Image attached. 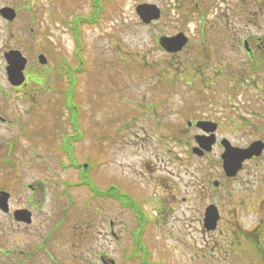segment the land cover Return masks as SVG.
<instances>
[{
  "label": "rangeland",
  "instance_id": "obj_1",
  "mask_svg": "<svg viewBox=\"0 0 264 264\" xmlns=\"http://www.w3.org/2000/svg\"><path fill=\"white\" fill-rule=\"evenodd\" d=\"M93 1L22 0V27L26 29L22 52L32 62L34 60L36 62L35 55L39 53L45 54L48 58L47 64L51 66V75L49 73L50 79L44 82L45 85L50 82L55 91L62 90L66 86L62 69L67 67L65 64L68 60L71 65L79 69V72L75 73V91L79 96L86 95L85 80L99 76L106 82L104 87V84L99 85L98 80L95 79L97 87L91 88L93 94L90 92L91 97L97 96L106 102L104 103L105 121L101 119L99 101L94 98L95 103H92L87 119L82 122L90 125L93 135L89 137L88 144L75 143V153L80 160L94 163L89 171L94 183H99L98 185L103 187L112 185L120 187V191L129 199L126 203L132 202L136 206H133V213L130 209L118 208L109 196L106 201H102L108 209L107 218H111L116 224L115 230L120 236V241L116 242L110 236L108 223L99 229L96 228L92 233L90 264H103L95 253L98 250L107 251L113 257L114 264H264V258L261 256L264 255V233H262L263 240L259 244H252L244 239L233 246L230 239L235 230L232 222L246 228L255 221L256 216L253 211L256 206L252 205L248 212L238 210L235 209L237 206L232 204L230 198L231 193L242 190L243 186L253 187L252 179L247 182L246 177L249 176L243 173V179L233 181L217 190L212 184V179H205L202 189L199 187L195 190L191 189V185L194 186V177L180 166L188 161L198 166L201 161L185 157L187 160L184 164L173 165L162 160L160 153L153 152L151 146L153 137L146 139L147 135L158 132L150 129L155 121L151 116L143 117L140 107L136 103L129 102V98L135 97L140 102H145L147 100L144 96L148 99L153 97L154 91L150 88L157 77L154 75L157 71L161 72L167 64L166 61L170 60V56L157 44V36L173 35L178 31L185 32L189 37L186 61L182 64L175 62V65L179 64L184 69L185 66H201L193 62L196 46L201 41L202 35L208 32L210 43H206L205 47L210 49L211 37L214 36L210 34V27L217 22L221 26H227L225 22L229 17L225 16L226 0H219L218 3L212 0V6L207 5L210 0H104L103 4L102 1L100 4L104 11L98 23L89 25L87 21L96 18L101 10L94 7ZM233 1L236 5L245 6L235 13V29L239 30L241 27L243 33L252 36L264 33V0H243L244 2L228 0L231 3ZM141 2H153L163 8L162 17L153 25L147 26L140 22L135 8ZM214 5H219L223 11L211 10ZM242 11L254 12L259 18L253 19L254 16L248 15V19L247 15L241 13ZM219 13L222 18L217 19L216 15ZM77 16L81 17L82 48L76 56L74 36L70 31V23L67 22L73 21ZM223 54H226L227 60L233 66L232 73L242 74L247 81L243 84L244 78L234 79L235 91H244L243 95H239L236 101L234 100V104L239 101L242 107L244 102V107L262 111L264 103L260 102L259 98V103L256 102L255 90L259 89L257 84L261 86V82L264 87V71L250 73L247 54L240 48L234 51L231 48L221 50L219 55ZM184 57L185 53L182 54L181 59ZM83 58L86 73L82 72ZM214 66L206 67L209 75ZM251 76L259 81L256 83ZM177 88L183 90L181 94L186 92V88L180 83ZM187 94L186 97H194L189 92ZM51 96L45 93L40 97ZM154 97L161 98L159 95ZM185 106L183 96L171 97L172 110ZM31 107L32 105L28 103L27 121L24 124L26 134L24 155L32 156L35 153L42 156L52 155L47 162L36 158V166L38 169H45L47 165H53L61 179L68 174V171L60 168L59 162L62 159L60 151L53 146L48 148V145L55 141V134H51L55 114L52 116L53 111L43 105H35L32 107L33 110H30ZM45 117L48 118L45 120ZM44 122L48 125L46 126L48 131H44L46 139L40 144L36 140ZM127 122L131 123V126L125 128L124 124ZM102 128L107 129L106 141L100 139V130L102 132L104 130ZM160 133L171 136V148L176 154L180 156L187 154L186 146H181L178 142V131L160 130ZM256 134L257 131L236 130L232 138L237 142H245V139H251ZM38 169L34 168V174L28 175L27 182L42 175L41 172H36ZM74 176L75 172L71 178ZM156 177L163 178V186L158 184ZM205 185L208 192L204 193ZM79 191L84 192L82 188ZM74 195L75 191L72 193V196ZM183 196L187 197L186 205L178 209L176 206L183 203L180 200ZM95 198L92 194L90 202L98 203L102 200ZM206 203L218 207L221 215L220 231L207 230L199 221V209H202V218H204ZM190 205L193 209L186 210ZM138 207H141L146 215L142 227L135 213ZM195 207L198 210H195ZM236 210L239 211L238 214ZM190 214L193 216L190 217ZM132 232L140 234L144 250L134 248L131 242ZM257 245L260 250L257 249ZM106 260L112 264V260L107 258Z\"/></svg>",
  "mask_w": 264,
  "mask_h": 264
},
{
  "label": "flooded vegetation",
  "instance_id": "obj_2",
  "mask_svg": "<svg viewBox=\"0 0 264 264\" xmlns=\"http://www.w3.org/2000/svg\"><path fill=\"white\" fill-rule=\"evenodd\" d=\"M94 1L97 7L98 2L100 4L101 1L102 4L104 2V0ZM218 1L215 0V3ZM225 2L227 4L225 16L229 17L225 22L227 26H221L217 22L210 27V34L214 35L211 37L210 49L205 47L206 43H210L208 32L202 35L201 41L196 46L197 51L193 62L201 66H185L184 69L179 64L175 65V62L182 64L186 61L189 43L180 51L163 49L170 56V60L166 61L167 64L161 72L157 71L154 75L157 77L150 88L154 91L153 97L148 99L144 96L147 100L145 102H140L135 97L129 98V102L136 103L140 107L143 117L151 116L155 121L150 129L158 132L147 135L146 139L153 137L154 140L151 141L153 152L160 153L162 160L173 165L184 164L187 160L185 157L201 161L198 166L193 165L191 161L180 166L194 177V186L191 185V189L195 190L198 187L202 189L205 179H212L215 190L243 179V173L249 176V178L246 177L247 182L250 178L252 179L253 187L248 185L247 187L250 188L243 186L242 190L235 192L233 190L234 193L230 194V198L232 204L237 206L235 209L238 210L248 212L252 205L256 206L253 211L256 222L253 221L246 228L232 222L235 230L230 239L233 246L244 239L252 244H259L263 240L262 233H264V149L261 155L246 159L235 176L228 175L222 156L228 143L245 148L255 141H264V107L261 111L244 107V102L242 107L239 101L234 104L237 97L244 94V91H235L234 79L244 77L242 74H233L231 70L233 66L227 60L226 54L219 55V53L224 49L231 48L234 51L240 48L247 54V66L250 73L264 71V33L252 36L243 33L241 27L236 30L235 13L245 6L236 5L234 1L231 3L226 0ZM207 5L212 6L213 1L210 0ZM102 7L99 5L98 9ZM10 9H13V13ZM217 9H220L219 12L223 11L219 5H214L211 10ZM103 11V9L100 10V15ZM241 13L247 15L248 19L249 16H254L253 19L259 18L251 11ZM216 18H222L220 13L216 15ZM154 23L155 21L148 26ZM25 30V27H22V0H0V264H90L92 233L96 228L99 229L108 223L110 236L116 242L120 241V236L115 230L116 224L111 218H107L108 209L102 201H106V196L110 195L109 197L118 208L130 209L133 213V206H136L132 202L125 204L120 202L122 197L127 202L129 199L116 185L109 187L98 185L92 188L89 174L92 168L90 161L80 160L75 153V143L87 142L88 144L89 137L93 135L90 125L82 122L87 119L92 103H95L94 98L99 101V108L102 111L101 119L105 121L104 103L106 102L100 97L90 95L93 94L91 88L97 87L95 79L98 80L99 85L104 84V87L106 82L99 76H95L92 80H85L86 95L79 96L73 84L68 90L55 91L50 82L47 85L44 83L48 78L50 79L51 66L38 63L39 54L35 55L36 62L35 60L32 62L27 57L23 83L22 75H19L17 80L10 79L11 62L7 54L13 50L23 53L22 42L25 39ZM183 53L185 57L181 59ZM15 61L16 59H13V63ZM213 65L215 66L210 70L211 75H209L206 67ZM251 79L256 83L259 81L252 76ZM246 82L245 78L242 79L243 84ZM178 83L186 88L185 93H180L183 90L177 88ZM257 85L259 89L255 90L256 102L259 103V98L260 102L264 103L263 83L261 82V86ZM188 92L194 97H186ZM45 93L52 96L40 97ZM172 94L183 96L186 106L172 110ZM94 95H96L95 92ZM155 95L161 98H155ZM28 103L32 107L43 105L53 111L52 116L55 114L54 128L51 129V134H55V141L49 144L48 148L53 146L60 151L62 157L59 162L60 168L68 171V174L61 179L53 165H47L45 169H38L36 166V158L47 162L52 155L42 156L38 153L32 156L24 155L26 152L24 124L27 121ZM32 107L30 110H33ZM46 118L48 117H45V120ZM124 125L125 128L130 127L131 123L127 122ZM46 126L48 125L44 122L38 132L37 143L45 142L44 131H48ZM102 129L104 130L103 132L100 130V139L106 141L107 129ZM160 130L178 131V142L181 146H186L187 154L184 156L176 154L171 148V136L161 134ZM236 130L257 131V134L251 139H245V142H237L232 138ZM210 141L213 142L211 147ZM64 147H68L67 150ZM85 164L88 166L85 167ZM34 168L38 169L36 172H41L42 175L27 182L26 178L29 174H34ZM74 172L75 176L71 178ZM156 180L163 186V178L156 177ZM164 187L170 189L168 186ZM204 187L203 192H208L206 185ZM81 188L84 192L79 191ZM74 191L75 195L72 196ZM92 194L96 197L95 199L98 197L102 200L98 203L90 202ZM180 200L183 203L176 206L178 209L186 205L187 197L183 196ZM206 205V209L216 206L209 203ZM192 209L191 205L186 208V210ZM195 210L198 209L195 207ZM238 210L235 211L236 214ZM199 211V221L203 223L204 228L210 230L207 226L209 221L206 222L208 214L205 213L202 218V209ZM135 213L138 215L140 227L144 226L146 215L141 207H138ZM21 215L22 218H19ZM219 221L215 231L221 230ZM131 242L134 248L144 250L138 232H132ZM258 246L256 247L260 250ZM95 253L103 264H109L106 258L112 260V264L115 263L107 251L98 250ZM142 255L146 257L147 253ZM261 256L264 258L263 254Z\"/></svg>",
  "mask_w": 264,
  "mask_h": 264
},
{
  "label": "water",
  "instance_id": "obj_3",
  "mask_svg": "<svg viewBox=\"0 0 264 264\" xmlns=\"http://www.w3.org/2000/svg\"><path fill=\"white\" fill-rule=\"evenodd\" d=\"M137 10L141 15V17L146 21H149L152 18H158L160 15L159 10L153 5H140ZM166 40L167 41H165L164 44L166 42H169L172 46H174L173 48L174 50L180 49L187 42V38L184 37V35L182 34L173 38H166ZM24 64H25V59L22 57V68L24 67ZM16 75L17 74L15 73V76ZM263 147H264V143L256 142L247 149H239V148L231 149V151H229L228 154L230 156L228 167L233 169L232 170L233 172H230V175L234 174L240 168L241 161L243 159L250 156L254 152L255 154H259ZM211 215H212V211H211ZM216 217L217 216H215L214 220L217 219Z\"/></svg>",
  "mask_w": 264,
  "mask_h": 264
}]
</instances>
